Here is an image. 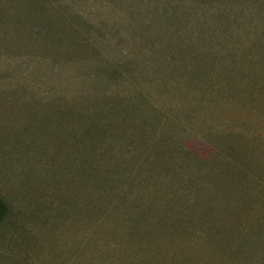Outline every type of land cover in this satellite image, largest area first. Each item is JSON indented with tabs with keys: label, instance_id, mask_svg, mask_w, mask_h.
I'll return each instance as SVG.
<instances>
[{
	"label": "rangeland",
	"instance_id": "obj_1",
	"mask_svg": "<svg viewBox=\"0 0 264 264\" xmlns=\"http://www.w3.org/2000/svg\"><path fill=\"white\" fill-rule=\"evenodd\" d=\"M0 264H264V0H0Z\"/></svg>",
	"mask_w": 264,
	"mask_h": 264
},
{
	"label": "trees",
	"instance_id": "obj_2",
	"mask_svg": "<svg viewBox=\"0 0 264 264\" xmlns=\"http://www.w3.org/2000/svg\"><path fill=\"white\" fill-rule=\"evenodd\" d=\"M220 12H221V10H219L218 7L215 8L212 12H210V13H214L213 16L211 17L212 18L211 22H212L213 26L215 24L219 28L223 27V25H225V22H227V20H228L227 14L220 13ZM177 19L179 21L178 24H180L181 18L178 16ZM160 20H162V19H160ZM172 20H175V19L172 16L171 17L169 16L168 24L173 23ZM181 22H182L181 24L188 25V26H194V24H195L194 17L192 15H189L187 17V20L183 19V21H181ZM79 140H80L83 148L85 147L87 149H90V145L95 144L94 138H92V136L90 134L84 135L82 137V139L80 138ZM98 141L104 142L103 134H101L98 137ZM87 158H89V157H87ZM99 162L100 161H98V163ZM112 162H115V165H113V163L109 162L105 166H104V163L97 164V167H95V165H91V164H89V166H88V168L92 172H95V175H96V178H95V181H96L95 186L96 187L95 188L97 190L96 192H98L99 194L103 193V192L105 195L110 194L109 187H111V188L113 187V184L111 183L112 181L110 180V178L112 177L111 179H113V176H115L116 174L119 173V172L115 173V169L122 167V164L118 163V161H116L115 158L112 159ZM140 174L142 175V172H140ZM141 175H139V176H141ZM124 179H130L127 171L124 172ZM93 190L89 191L88 193L92 194ZM119 197H121V196L119 195ZM120 201H121V199L118 198V200H117L118 204L121 203Z\"/></svg>",
	"mask_w": 264,
	"mask_h": 264
}]
</instances>
